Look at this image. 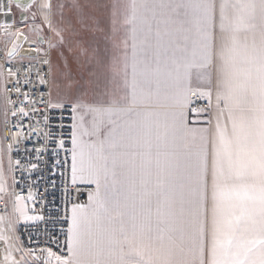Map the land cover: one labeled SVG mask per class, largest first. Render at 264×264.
I'll use <instances>...</instances> for the list:
<instances>
[{
	"label": "snow or ice",
	"instance_id": "obj_1",
	"mask_svg": "<svg viewBox=\"0 0 264 264\" xmlns=\"http://www.w3.org/2000/svg\"><path fill=\"white\" fill-rule=\"evenodd\" d=\"M0 203V264H264V0H0Z\"/></svg>",
	"mask_w": 264,
	"mask_h": 264
},
{
	"label": "built area",
	"instance_id": "obj_2",
	"mask_svg": "<svg viewBox=\"0 0 264 264\" xmlns=\"http://www.w3.org/2000/svg\"><path fill=\"white\" fill-rule=\"evenodd\" d=\"M13 136H15V133L13 132ZM17 178L19 179L20 177H19V174H18V176H17ZM42 194V193H41ZM3 207V205H2V203H0V208H2Z\"/></svg>",
	"mask_w": 264,
	"mask_h": 264
}]
</instances>
